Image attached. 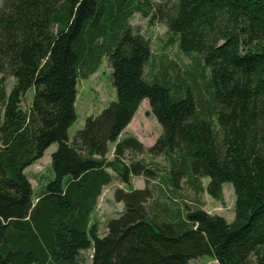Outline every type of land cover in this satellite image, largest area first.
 Returning <instances> with one entry per match:
<instances>
[{"label":"trees","instance_id":"16d2710c","mask_svg":"<svg viewBox=\"0 0 264 264\" xmlns=\"http://www.w3.org/2000/svg\"><path fill=\"white\" fill-rule=\"evenodd\" d=\"M173 1L170 10L158 7V20L177 37L182 53L201 57L210 110H199L192 73L145 78L151 51L132 34L129 20L134 13L148 16L149 0H5L0 264H85L81 253L87 251L89 264H189L203 256L216 264H264V0ZM103 57L112 69L115 101L87 117L69 142L77 82L95 73ZM6 76L14 79L9 93ZM144 100L162 130L147 152L170 159L171 188L187 177L201 192L198 179L208 178L206 193L221 200L222 184L231 183L232 222L200 208L167 222V215L158 218L146 208L151 190L135 189L130 179L148 181L154 173L143 161L120 160L144 147L135 137L119 138ZM54 143V178L33 198L24 170ZM109 144L112 161L106 158ZM108 170L128 189L113 191L123 211L99 235L90 218L113 180Z\"/></svg>","mask_w":264,"mask_h":264},{"label":"rangeland","instance_id":"374dc122","mask_svg":"<svg viewBox=\"0 0 264 264\" xmlns=\"http://www.w3.org/2000/svg\"><path fill=\"white\" fill-rule=\"evenodd\" d=\"M5 0H0V11ZM150 9L148 16L144 17L140 13H134L129 20L131 32L134 35L142 37L149 45L151 59L145 67L144 75L147 80L154 77L159 78L164 75L165 79L171 80L174 77H185V74L195 75L197 88L194 91L199 110H210L213 103H207L208 93H206L205 83L208 78V71H201V57L198 54H184L178 48L177 37L171 34L167 27L158 20V7L163 11L170 10L173 7V0H149ZM111 66L106 57L102 58L97 71L86 79H79L77 82V97L75 102L76 120L69 127L67 137L72 142L77 131L84 127L87 117H96L106 109L110 102L115 101V91L111 81ZM202 76L200 77V73ZM200 74V75H199ZM5 78V77H4ZM187 78V77H186ZM14 85V79L6 76L5 89L9 93ZM33 96V89H29L23 98L21 108L26 111L30 107ZM213 109H216L213 108ZM2 120V108L0 107V122ZM212 121L215 122L214 117ZM161 126L157 123L153 115L150 114L148 102L144 100L131 123L122 131L121 137H135L144 147L143 152L126 151L120 159L122 163L128 164L130 161H143L147 167L154 173L152 177L145 181L143 177H131L130 183L135 189L151 190L152 196L146 202V208L149 212L162 218V221L174 222L177 220V213L184 214L186 209L193 210L200 208L210 215H216L224 218L227 222L234 219V201L235 195L231 183L222 184L221 200H214L206 193L208 178H199L198 181L203 187V191L197 192L191 188L189 179L183 177L176 189H172L168 178L171 176V161L166 155H151L147 150L154 144L161 134ZM106 158L113 160V145H108ZM57 149L54 143L48 147L43 156L34 164L24 170L32 189L33 198L36 197L44 185L53 180L54 175L51 170V155ZM112 182L102 189V193L97 200V204L91 214V222L98 225L99 235L106 232L108 220L118 217L123 211V204L116 202L111 194L117 188L128 189L121 184L116 175L111 171ZM164 193L170 195V198ZM175 199L174 202L172 199ZM85 264L90 263V251L81 253ZM189 264H216L209 256H203L198 259H192Z\"/></svg>","mask_w":264,"mask_h":264},{"label":"crops","instance_id":"0c3cea01","mask_svg":"<svg viewBox=\"0 0 264 264\" xmlns=\"http://www.w3.org/2000/svg\"><path fill=\"white\" fill-rule=\"evenodd\" d=\"M5 90H6V89H5ZM120 137H121V135H120ZM120 137H119V138H120ZM111 145H113V146H114V144H111ZM111 197H113V194H111Z\"/></svg>","mask_w":264,"mask_h":264}]
</instances>
